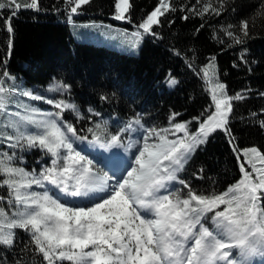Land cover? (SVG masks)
I'll return each instance as SVG.
<instances>
[{"label": "trees", "instance_id": "obj_1", "mask_svg": "<svg viewBox=\"0 0 264 264\" xmlns=\"http://www.w3.org/2000/svg\"><path fill=\"white\" fill-rule=\"evenodd\" d=\"M29 2L16 0L21 7L15 9L12 0H0L4 5L0 8V71L6 69L14 77L13 82H6V88L15 83L34 94L76 105L82 118L65 110L62 119L72 124L81 136H98L110 141L115 133L123 139L126 133L120 129L136 119L157 130L170 129L174 122L183 121L191 135L199 136V122L200 127L206 126L213 112L212 87L220 82L230 97L237 94L245 97L231 100L230 127L235 142L230 144L229 137L216 130L196 148L181 177L200 194L227 193L226 199L235 193L243 196L241 166L252 172L254 166L249 159H252L253 147L264 156V128L260 127L264 120V97L259 95L264 93V0H224L220 15L213 14L210 8L203 12V7L209 5L221 9L220 0H166L169 7L163 10V15L158 14V23L151 25L157 36L143 34V29H139L143 35L135 46L123 44L136 38L132 33L159 6L158 0H129L132 23L113 18L115 0L82 4L78 14H73V23L68 22V15L75 4L69 0H38L40 11L24 7ZM13 10L17 14L11 18L14 31L9 34L3 20ZM184 16L189 18L183 19ZM244 20L249 23L248 37H243L240 31ZM74 23H95L102 28L111 25L108 29H112V40L108 36H91L89 41H78L72 33ZM228 25L233 27L229 29ZM228 31L241 36L244 43L236 44L227 35ZM242 50L246 63L240 60ZM171 78L178 82L173 89L168 87ZM54 84L67 85V91L49 92ZM102 96L107 99L102 100ZM21 99L42 110L59 111L43 101ZM89 108L100 115H92ZM174 113L178 115L173 118ZM97 124L100 128H96ZM90 127L93 133L87 131ZM0 131L5 129L0 127ZM234 148L240 150L239 158ZM11 151L0 144V153ZM15 151L24 157L23 163L17 160L15 166L31 172L45 150L37 147ZM8 163L7 155L0 154V166ZM200 168L204 169L200 173L203 179L193 176ZM4 178L0 175V180ZM8 191L7 186L0 187V196L5 197L0 202V212H3L0 229L5 232L14 211L8 206ZM186 192L183 189L181 195ZM261 205L264 206V198ZM13 231L16 254L0 246V255H7L10 264L18 256H23L27 264H48L35 251L34 244L29 245L31 251H21L30 236L23 229ZM55 264L72 262L56 260Z\"/></svg>", "mask_w": 264, "mask_h": 264}, {"label": "snow or ice", "instance_id": "obj_2", "mask_svg": "<svg viewBox=\"0 0 264 264\" xmlns=\"http://www.w3.org/2000/svg\"><path fill=\"white\" fill-rule=\"evenodd\" d=\"M69 3L75 4L68 15V22L73 23V14H78L81 5H90L92 0H69ZM220 4L221 9L209 5L203 7V12H208L210 8L213 14L220 15L224 0H220ZM12 5L15 9L21 7L16 0H12ZM158 5L132 33L136 43L143 34L157 36L151 25L158 23V14L163 15V10L169 7L166 0H158ZM3 7L0 4V8ZM24 7L41 10L38 0H30ZM114 7L115 20L132 23L129 0H115ZM16 14L13 10L11 16L3 20L9 34L14 31L11 18ZM232 27L228 25L229 29ZM139 29H143V34ZM240 31L243 37L249 36L248 21H241ZM227 35L236 44L244 43L241 36L234 35L232 31H228ZM240 60L247 62L243 50ZM207 74L205 69L204 75ZM13 81L14 77L6 69L0 71V118L3 120L0 127L5 129L0 131V144L12 150L10 154L0 153L7 155L9 161L0 166V175L5 177L0 180V187L7 186L8 206L14 208L13 218L7 223L8 231L0 229V246L15 255L16 233L13 230L23 229L30 239L21 251H31L29 245L34 244L35 251L48 264H55L56 260H68L72 264H254L253 258L257 256L262 258L260 264H264V206L261 205L264 170H258V183L248 185L243 196L231 199H226L227 193H197L188 181L178 175L186 170L185 166L192 160L197 145L205 143L210 132L219 129L229 137V143L234 144L235 137L230 127L233 106L230 101L243 100V95L228 97L225 94L221 101L213 94L216 112L209 119L216 121L215 127L206 128L202 124L200 135H192L190 142L166 138L178 131L188 137L190 133L185 123L171 125L174 131L147 128L139 119L129 123L120 132L135 135L136 144L129 146H135V151L131 159L114 155V171L109 176L93 171L92 160L73 147L76 141L87 139L62 119L65 110H71L82 118L76 105L34 94L15 83L5 87L6 82ZM176 83L173 78L169 86ZM216 86L222 91L225 88L222 83ZM67 87L54 84L48 91L63 94ZM259 95L264 97V93ZM21 97L43 101L59 111L39 109ZM101 99L107 97L102 96ZM88 111L94 116L100 115L91 108ZM176 115L178 113H174L173 118ZM251 115L256 116V113ZM260 127L264 128V120L260 122ZM96 128H100V124ZM87 131L93 133L94 129L90 127ZM94 139L99 141L98 136ZM141 142L142 146H139ZM113 145L120 146L119 133L112 134L110 143L101 146ZM37 147L46 150L45 155L50 154V165L42 167L39 172H28L15 166V161L23 163L24 160L15 150L27 151ZM233 150L239 158L240 150ZM250 151L264 160L255 147ZM203 171L200 168L193 176L203 179L200 175ZM241 172L243 184L250 179V174L243 166ZM17 177L20 179L17 180ZM173 182L188 191L181 195L182 190L175 188ZM33 185L42 191H30ZM85 199L92 203L84 205L82 201ZM4 200L5 197L0 196V202ZM220 204L227 207L212 216L206 215ZM114 205H119V210L114 211ZM209 221L215 225L214 231L205 227ZM234 249L239 250L238 256L234 254ZM0 264H10L7 255H0ZM13 264H27V260L18 256Z\"/></svg>", "mask_w": 264, "mask_h": 264}, {"label": "rangeland", "instance_id": "obj_3", "mask_svg": "<svg viewBox=\"0 0 264 264\" xmlns=\"http://www.w3.org/2000/svg\"><path fill=\"white\" fill-rule=\"evenodd\" d=\"M72 33H73V36H74V38L76 39V40H80V41H82V40H85V41H89L90 39H91V36H93V37H104V36H108V37H110L111 38V40H112V29H108V28H102V27H100V25L99 24H95V23H93V24H89V25H78V24H76V23H74L73 24V26H72ZM89 34H93V35H89ZM124 40H126V39H124ZM141 40V39H140ZM139 40V41H140ZM137 45L138 43H136V38H134V39H132V40H126L125 42H124V44H123V46L124 45ZM122 46V47H123ZM218 83H220V82H218ZM217 85V84H216ZM213 86L212 87V95L213 94H215L216 95V97H217V99L218 100H221V101H223V99H224V97H225V94L228 96V97H230V95H229V93H228V91H227V89L226 88H224V90L222 91L221 89H219L217 86ZM176 86V84L175 85H171V87H175ZM230 103H231V101H230ZM222 108H223V103H222ZM215 112H216V109H215V104H214V101H213V112H212V115H214L215 114ZM209 121H208V123H207V125L205 126L206 128H212V127H215V123H216V121L215 120H212V119H208ZM182 123V122H181ZM200 122H199V127L198 128H200ZM63 130V129H62ZM170 131H174V129H169ZM217 130H219V129H217ZM215 131H213V132H210L209 133V135H208V137H207V139L209 138V136L211 135V134H213ZM177 133L178 132H175V135H167L168 137H166V138H168V139H170V138H173V139H177V138H179V139H181V140H186V141H188V142H190L191 141V134L188 136V137H185V135H184V133L182 132V133H180L179 135H177ZM70 135V134H69ZM194 135V134H193ZM199 135H200V133H199ZM128 136H129V138H130V136H131V133H128ZM207 139L205 140V142L207 141ZM153 140H155V137H153ZM170 140H172V139H170ZM129 143V141L123 146L124 148H126L127 147V144ZM77 145V141H76V143L73 145V147L75 148V146ZM200 145V144H199ZM199 145H197V147L199 146ZM139 146H142V142L140 143V145ZM122 147V148H123ZM196 147V148H197ZM76 149V148H75ZM257 149V151L260 153V156H262V157H264L263 155H262V153L258 150V148H256ZM135 150V149H134ZM77 151H79L78 150V147H77ZM250 153L251 154H253V156H252V159H249V163L250 164H252L253 166H254V168H253V170H252V172L251 173H249L250 174V179L248 180V181H244V183L243 184H241V187L242 188H244L245 189V192L248 190L247 189V186L248 185H250V184H256V183H258V177L260 176V171H258V170H264V160H261L260 158H258L257 157V155L255 154V153H252L251 151H250ZM88 158L89 159H91L92 160V162L93 163H95V164H92V166H93V169H96L98 172L100 171L101 173H104L103 171H106V169L102 166V164H106V160H104L102 163H101V161L99 160V159H96V158H92L91 156H88ZM50 161H51V156H50V154L49 155H46L41 161H39V165L38 166H36V168L34 169L36 172H39L40 170H41V168L42 167H45V166H48V165H50ZM97 167V168H96ZM101 170H103V171H101ZM99 172V173H100ZM243 180H244V178H243ZM114 183V182H113ZM32 190H34V191H42L41 189H37L34 185H33V188H32ZM31 190V191H32ZM244 192V193H245ZM244 195V194H243ZM233 197H241V194H238V193H235V194H233ZM232 197V198H233ZM86 201H84V205H90L91 203H92V201H90V200H87V199H85ZM113 210L114 211H117V210H119V205H114L113 206ZM138 223V222H137ZM3 228V227H2ZM3 231H4V229H2ZM88 249H85V251H87ZM73 251H78V249H74ZM262 258L261 257H254L253 258V261L254 262H256V261H258V262H260V260H261Z\"/></svg>", "mask_w": 264, "mask_h": 264}, {"label": "bare ground", "instance_id": "obj_4", "mask_svg": "<svg viewBox=\"0 0 264 264\" xmlns=\"http://www.w3.org/2000/svg\"><path fill=\"white\" fill-rule=\"evenodd\" d=\"M180 133H182V132L178 131L177 135H179ZM79 143H80L81 147L79 146L78 147V150L81 152L82 155H86V156L88 155V152L86 150H83L82 148H84V149H85V147L86 148H89V147H92V148H101V145L98 144V142H95V141L83 140V141H79ZM135 144H136L135 135L134 134H131V139L129 140V143L127 144V147L124 148L123 147L124 145L123 146H119V148H118L119 149V152H120L119 156L124 157L125 159H130L129 155L134 151L135 146H133V147H129V146L130 145H135ZM117 147L118 146L113 145L111 147H105V149H109L110 150V149H116ZM92 170L94 171L96 169H93V166H92ZM113 171H114V169H113Z\"/></svg>", "mask_w": 264, "mask_h": 264}]
</instances>
